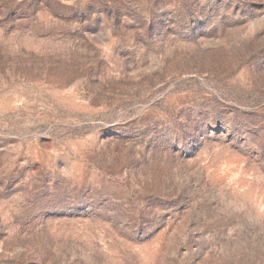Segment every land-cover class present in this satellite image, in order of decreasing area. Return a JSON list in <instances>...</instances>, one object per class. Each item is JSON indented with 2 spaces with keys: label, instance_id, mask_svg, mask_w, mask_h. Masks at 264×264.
I'll return each instance as SVG.
<instances>
[{
  "label": "rangeland",
  "instance_id": "1",
  "mask_svg": "<svg viewBox=\"0 0 264 264\" xmlns=\"http://www.w3.org/2000/svg\"><path fill=\"white\" fill-rule=\"evenodd\" d=\"M0 264H264V0H0Z\"/></svg>",
  "mask_w": 264,
  "mask_h": 264
}]
</instances>
